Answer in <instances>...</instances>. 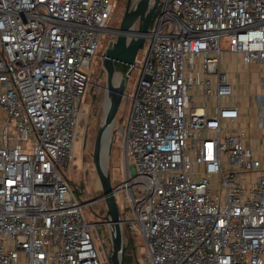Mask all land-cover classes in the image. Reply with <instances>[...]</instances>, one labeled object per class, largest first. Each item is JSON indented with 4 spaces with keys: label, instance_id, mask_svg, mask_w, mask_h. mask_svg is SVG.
<instances>
[{
    "label": "built area",
    "instance_id": "2783aa9c",
    "mask_svg": "<svg viewBox=\"0 0 264 264\" xmlns=\"http://www.w3.org/2000/svg\"><path fill=\"white\" fill-rule=\"evenodd\" d=\"M160 3L120 130L122 226L145 264H264V150L223 101L235 89L221 44L264 64V0ZM112 16V0H0V264H103L68 173Z\"/></svg>",
    "mask_w": 264,
    "mask_h": 264
},
{
    "label": "rangeland",
    "instance_id": "374dc122",
    "mask_svg": "<svg viewBox=\"0 0 264 264\" xmlns=\"http://www.w3.org/2000/svg\"><path fill=\"white\" fill-rule=\"evenodd\" d=\"M136 0H134V3ZM113 3V16L109 21L107 30L102 34L100 47L97 55L94 56L92 61V82L94 86L86 93L85 109L86 115L80 128V137L75 142L74 146V159L70 164V172L68 173L71 188L80 202H85L83 207V213L89 222L95 224L94 237L95 245L102 257L103 264H110V255L112 251V235L111 229L108 224L104 223V217L108 215L107 205L104 199H102V186L100 180L95 171V165L93 160L94 142L97 137L99 127L105 115V102L108 96L106 73L103 65V55L108 44L116 39L114 28L120 26L127 0H112ZM162 9L160 3L155 16ZM150 43V39L147 38L146 44ZM222 48V70L228 72L233 81V87L235 88V95L229 98H225L223 101L226 104L235 105L238 104L242 107V110H246L247 114L251 115L255 112L254 107H250L251 95L257 91V88L253 86L254 78L248 79L243 87L242 84V70L246 69L247 72H257V75H261L264 72L263 67H251L249 64H245L242 61L241 53H233L229 50L228 38L223 36L221 39ZM143 50L138 53L137 66L133 68L131 75L128 79L126 95L120 105L117 114V122L113 131L109 137L111 147L108 152V156L105 159L106 171L111 174L113 184H121L126 175V163L123 161L124 139L121 135V127L128 122L133 105V96L136 91V87L143 69ZM103 73V74H102ZM254 74V73H252ZM264 74V73H263ZM117 84V82H116ZM116 132V133H115ZM258 133V132H257ZM86 138V144L84 139ZM261 143V140L259 141ZM264 143V142H263ZM108 147V143H107ZM131 164L134 161L131 160ZM124 197V193L119 194L117 199ZM125 201V199H124ZM121 215H126L129 209L120 204ZM125 228L128 229L126 225ZM137 252L136 261L133 264H145L140 257L144 254L146 249V243L142 236L136 234L135 237Z\"/></svg>",
    "mask_w": 264,
    "mask_h": 264
},
{
    "label": "water",
    "instance_id": "95a60500",
    "mask_svg": "<svg viewBox=\"0 0 264 264\" xmlns=\"http://www.w3.org/2000/svg\"><path fill=\"white\" fill-rule=\"evenodd\" d=\"M161 0H127L125 12L119 27L114 28L116 39L112 40L103 55L104 71L106 73L107 93L109 98L108 108L99 127L94 142L93 160L96 174L100 180L108 215L104 217V223L108 224L112 235V251L110 264H126V242L122 226V218L115 194V187L111 174L104 170L102 164L103 140L105 133L115 125L118 110L123 101L128 79L133 70L137 55L146 45V34L150 31L154 14ZM138 21L136 37L129 38L128 32ZM103 74V73H102ZM116 76H119L117 84ZM86 144V138L84 139ZM108 150L111 147L108 141Z\"/></svg>",
    "mask_w": 264,
    "mask_h": 264
},
{
    "label": "crops",
    "instance_id": "0c3cea01",
    "mask_svg": "<svg viewBox=\"0 0 264 264\" xmlns=\"http://www.w3.org/2000/svg\"><path fill=\"white\" fill-rule=\"evenodd\" d=\"M263 67L264 68V64H260V63H251L249 64L251 67ZM254 73V74H252ZM264 72L261 73V75H257V72H247L246 69L242 70L241 74H242V84H243V87L244 85L246 86L245 82L251 78H254V83H253V86H255L257 88V91L256 92H260L262 91V88H261V84H260V77H264ZM230 76V74H229ZM230 79L231 76H230ZM232 81V80H231ZM234 81V79H233ZM232 81V83H233ZM234 84V83H233ZM235 89V88H234ZM255 92V93H256ZM253 94L251 95V98H250V107H254L255 108V112L253 114H247V112H245L246 110H242V107L240 105L239 108L241 110V114H242V117L240 118L238 124L245 128L249 134H250V144L251 146L253 147V149L257 152L261 151V150H264V128H258L257 127V120H258V114H259V106L257 104V102H255L253 100ZM258 132V133H257ZM261 140V143H259V141Z\"/></svg>",
    "mask_w": 264,
    "mask_h": 264
},
{
    "label": "trees",
    "instance_id": "16d2710c",
    "mask_svg": "<svg viewBox=\"0 0 264 264\" xmlns=\"http://www.w3.org/2000/svg\"><path fill=\"white\" fill-rule=\"evenodd\" d=\"M125 242H126V264H133L136 261V233L131 232L127 228H123Z\"/></svg>",
    "mask_w": 264,
    "mask_h": 264
},
{
    "label": "bare ground",
    "instance_id": "6f19581e",
    "mask_svg": "<svg viewBox=\"0 0 264 264\" xmlns=\"http://www.w3.org/2000/svg\"><path fill=\"white\" fill-rule=\"evenodd\" d=\"M119 78L118 76H116L115 78V83L118 82ZM108 105H109V98L107 97L106 99V102H105V107L106 109L108 108ZM111 132H112V129L110 128L106 133H105V136H104V140H103V153H102V164H103V168L104 170H106V167H105V159L106 157L108 156V148L109 146L107 147V143L109 141V137L111 135Z\"/></svg>",
    "mask_w": 264,
    "mask_h": 264
}]
</instances>
